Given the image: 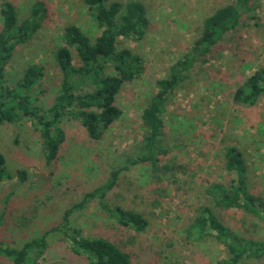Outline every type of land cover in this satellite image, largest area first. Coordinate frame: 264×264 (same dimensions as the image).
Masks as SVG:
<instances>
[{
    "label": "rangeland",
    "instance_id": "1",
    "mask_svg": "<svg viewBox=\"0 0 264 264\" xmlns=\"http://www.w3.org/2000/svg\"><path fill=\"white\" fill-rule=\"evenodd\" d=\"M10 1L19 22L37 4L41 11L38 30L13 51L6 83L15 84L30 63L43 65L45 75L35 88L37 103L46 109L61 89L54 52L63 44L65 26L78 25L91 41L101 29L83 0ZM117 1L125 6L130 0ZM139 1L149 18L146 32L140 39L120 37L117 47L139 54L144 70L122 86L116 97L122 114L100 139L90 138L79 120L64 118L65 140L58 158L48 164L31 118L0 124V152L12 174L0 182V241L18 247L46 233L47 248L37 264H89L86 254L72 251L64 227L51 228L62 224L65 209L86 191L106 181L111 168L141 153V113L157 91V80L193 46L204 19L236 0ZM249 6L241 24L205 61L195 62L167 100L162 138L169 152L160 156L156 169L149 162L129 164L105 198L111 206L140 211L148 220L146 229L138 232L121 225L94 199L69 217L82 235L113 241L130 255L132 264H218L227 257L225 246L212 233L190 232L200 208L208 205L235 233L264 240L262 219L243 209L217 207L211 193L215 184L229 183L235 176L225 168L226 149L235 146L248 165L251 192L264 199V96L250 106L233 98L236 88L264 67V0H250ZM72 53L77 64L74 48ZM19 168L25 170L24 180L17 174ZM0 264L15 263L0 254ZM241 264H264V256Z\"/></svg>",
    "mask_w": 264,
    "mask_h": 264
},
{
    "label": "trees",
    "instance_id": "2",
    "mask_svg": "<svg viewBox=\"0 0 264 264\" xmlns=\"http://www.w3.org/2000/svg\"><path fill=\"white\" fill-rule=\"evenodd\" d=\"M101 29L94 41L76 24L65 26L62 40L54 57L61 71V89L48 108L37 103L35 85L44 77V66L28 64L21 77L13 85L6 83V66L13 51L23 44L40 27L41 8L37 4L30 14L18 21L15 4L4 0L0 7V124L19 122L24 117L33 121L38 131L46 163L50 164L59 156L65 140L64 118L77 119L85 127L90 138L98 140L103 133L121 116L122 109L116 104V97L122 86L139 76L143 70L142 57L128 47L118 48L120 37L140 39L146 32L149 18L145 5L139 0H130L125 6L113 0H83ZM250 0H236L215 9L204 19L201 35L193 46L170 66L169 74L157 80V91L150 97L141 113L145 129L142 150L136 157H127L124 165L113 167L106 181L86 191L79 201L65 209L63 222L51 230H63L70 239L71 249L76 254H86L89 264H132L130 255L113 241L102 237H88L81 230L71 226L73 211L86 208L91 201L98 199L101 206L121 225L140 232L146 229L148 220L140 212L111 206L105 198L117 184L120 172L129 164L149 162L154 169L161 155L169 152L162 138V114L167 100L184 82L189 70L196 61H205L212 48L224 39L225 35L241 24L245 11L250 9ZM74 48L79 57L74 63ZM264 96V67L257 69L239 85L234 100L242 105H254ZM225 168L235 176L229 183H217L211 193L213 203L223 209H243L264 221V199L251 192L243 152L235 146L227 147ZM24 180L25 170L17 169ZM6 166V157L0 152V182L11 178ZM190 232L213 234L226 248L227 257L218 264H241L246 258L264 256V240L247 238L235 233L218 217L214 210L204 205L190 225ZM210 230V231H209ZM197 232V234H196ZM44 233L40 237L25 241L13 247L0 241V254L9 257L15 264H25L41 257L47 241Z\"/></svg>",
    "mask_w": 264,
    "mask_h": 264
}]
</instances>
